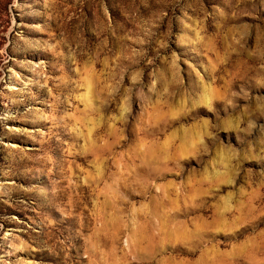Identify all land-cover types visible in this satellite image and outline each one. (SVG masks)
<instances>
[{"label": "rangeland", "instance_id": "rangeland-1", "mask_svg": "<svg viewBox=\"0 0 264 264\" xmlns=\"http://www.w3.org/2000/svg\"><path fill=\"white\" fill-rule=\"evenodd\" d=\"M0 264H264V0H0Z\"/></svg>", "mask_w": 264, "mask_h": 264}]
</instances>
